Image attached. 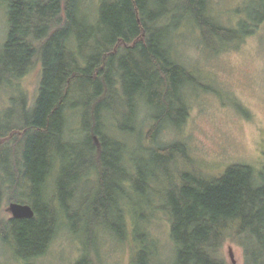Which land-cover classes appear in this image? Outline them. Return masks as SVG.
<instances>
[{
    "label": "trees",
    "instance_id": "1",
    "mask_svg": "<svg viewBox=\"0 0 264 264\" xmlns=\"http://www.w3.org/2000/svg\"><path fill=\"white\" fill-rule=\"evenodd\" d=\"M3 1L8 2V34L0 48V88L42 64L34 103L21 93L0 111V238L14 256L31 263L46 253L62 217L69 226L76 220L73 203L81 197V181L97 183L103 193L91 203L84 200L78 209L99 211L96 226L110 230L117 229L107 209L116 200L111 194L119 196L123 231L125 197L133 190L162 196L152 184L157 175L144 167L149 163L132 154L124 157L127 145L118 137L123 127L110 116L119 106H128L136 125L124 129L134 133L140 103L155 111L147 133L152 146L142 150L163 158V167H194L178 170V178L163 193L162 208L177 247L173 264H227L220 255L226 232H264V177L255 167L232 164L223 175L209 178L194 166L186 143L159 139L162 131L181 126L189 116L185 86L201 83L171 54L173 27L191 20L210 46L215 38L240 39L246 22H240V29L221 25L209 15V0H98L96 13L93 5L83 7V0ZM75 111L80 139L69 131V113ZM82 143L94 157L69 162ZM13 201L31 204L35 215L7 217L3 205ZM72 230L80 232L78 227ZM246 245L247 264H257ZM86 253L76 264H93ZM136 253L135 264H153L145 244Z\"/></svg>",
    "mask_w": 264,
    "mask_h": 264
},
{
    "label": "rangeland",
    "instance_id": "2",
    "mask_svg": "<svg viewBox=\"0 0 264 264\" xmlns=\"http://www.w3.org/2000/svg\"><path fill=\"white\" fill-rule=\"evenodd\" d=\"M83 1V7L93 5L96 13L98 0ZM261 2L209 0V15L221 25L240 29V22H246L240 39L221 41L215 38L214 44L211 41L209 46L201 30L188 19L173 27V33L169 36V43L172 42L171 54L190 69L201 83L185 86L189 116L181 126L162 131L159 139L162 142L186 143L194 166L209 178L223 175L232 164L251 165L264 177V3ZM166 6L170 8L172 5ZM7 12L8 2L0 0V48L8 34ZM182 12V9L177 11L178 14ZM41 78L42 64L37 62L24 76L0 88V111L21 93L26 95L32 105L39 92ZM140 106L137 130L134 133L128 134L124 129L130 126L135 128L136 125L128 115L132 112L128 106H119L110 116H116L119 125L123 127V130L118 131V137L127 145L124 157L132 154L137 159H143L144 163H149L144 167L157 175V181L152 184L154 189L161 191L162 196L156 193H135L133 190L130 197H125L127 201L121 203L126 223L123 231L117 216L119 196L117 193L111 194L116 200L114 204L110 201L107 209L117 229L110 230L106 225L96 226L99 211L90 210L88 206L78 209L84 200L91 203L103 193L97 183L81 181L78 188L81 197L73 203V215H79L74 216L76 220L70 226L62 217L46 253L31 263H25L14 256L13 249L0 238V264H76L88 251L93 264H135L136 252L144 244L150 256L153 255V264L175 262L177 247L172 240L170 220L162 208L165 200L163 193L171 188V181L178 178V170L193 171L194 167L190 163L189 166L188 163L181 166L170 163L163 167V158L155 159L154 153L142 150L145 146H152V142L147 140V133L154 123L150 115L155 111L142 103ZM76 113L79 111L69 113V131L74 139H80L83 134ZM109 121L111 119H106V123ZM82 144L79 149L72 151L74 155L69 162L94 157L92 149ZM132 167L136 168L135 163ZM96 176L93 174L92 178L97 179ZM126 188L130 190V185ZM7 205L5 202L3 211L8 217L11 214L6 210ZM100 209L104 208L101 206ZM75 227L79 228V233L72 230ZM92 229L96 230L93 232L94 242L91 241ZM228 237L229 240L220 251L227 264H232L228 244L233 246L237 264L248 263L246 243L258 259L257 264H264V232L248 236L229 231ZM87 264H91V261Z\"/></svg>",
    "mask_w": 264,
    "mask_h": 264
},
{
    "label": "water",
    "instance_id": "3",
    "mask_svg": "<svg viewBox=\"0 0 264 264\" xmlns=\"http://www.w3.org/2000/svg\"><path fill=\"white\" fill-rule=\"evenodd\" d=\"M6 210L15 218H31L35 215V210L33 206L29 203L21 202H10L6 206ZM230 257L235 261L234 251L230 249Z\"/></svg>",
    "mask_w": 264,
    "mask_h": 264
},
{
    "label": "flooded vegetation",
    "instance_id": "4",
    "mask_svg": "<svg viewBox=\"0 0 264 264\" xmlns=\"http://www.w3.org/2000/svg\"><path fill=\"white\" fill-rule=\"evenodd\" d=\"M225 229V228H224ZM226 230V229H225ZM227 231V230H226ZM229 234V233H228ZM228 234H227V232L225 233V235H224V240H223V244L222 245H224L225 244V242H227L228 240H229V237H228ZM229 245V250L233 247L232 246V244H228ZM234 255H235V252H234ZM230 260L232 261V264H237L236 263V260L235 261H233V259L230 257Z\"/></svg>",
    "mask_w": 264,
    "mask_h": 264
}]
</instances>
